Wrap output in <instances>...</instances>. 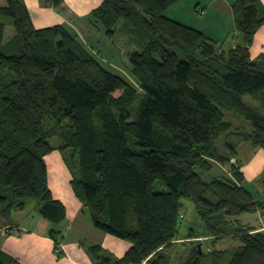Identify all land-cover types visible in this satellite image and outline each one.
<instances>
[{
	"label": "trees",
	"instance_id": "16d2710c",
	"mask_svg": "<svg viewBox=\"0 0 264 264\" xmlns=\"http://www.w3.org/2000/svg\"><path fill=\"white\" fill-rule=\"evenodd\" d=\"M180 1L105 0L89 15L110 40L123 31L136 37L132 82L67 26L37 29L23 0H0V228L36 202L62 255L67 209L54 198L45 160L58 151L94 226L131 244L122 258L89 246L94 264H172L178 244L190 247L184 264L230 256L229 264H264V198L244 187L229 142L235 121L227 120L249 121L252 130L237 135L264 149V55L251 54L264 5L234 4L241 43L226 50L166 15ZM216 165L229 176H213ZM186 201L202 225L179 238ZM225 238L241 245L214 249ZM0 264L20 263L0 252Z\"/></svg>",
	"mask_w": 264,
	"mask_h": 264
},
{
	"label": "crops",
	"instance_id": "0c3cea01",
	"mask_svg": "<svg viewBox=\"0 0 264 264\" xmlns=\"http://www.w3.org/2000/svg\"><path fill=\"white\" fill-rule=\"evenodd\" d=\"M27 6L33 24L37 29L64 25L74 31L80 39L97 51L101 34L90 27L88 17L105 0H64V4L55 8L51 0H23ZM238 0H181L166 12L169 18L193 27L216 40L226 50L241 43L237 30L233 6ZM264 5V0H261ZM100 52V51H99ZM252 58L264 55V26L257 33L251 48ZM255 148V147H254ZM255 158L243 167L245 182L250 172L258 165L264 166V149L255 148ZM261 160L256 163V159ZM49 171V185L56 200L67 209V226L62 242V255L56 252L57 245L49 236L51 226L43 221V229L38 224L17 226L14 223L0 228V252L10 256L20 264H94L87 253L89 246L99 245L115 258H122L131 248L125 240L97 229L88 211L77 200L71 187V173L59 152H53L46 158ZM224 168V167H223ZM244 182V183H245ZM90 216V217H89ZM260 218L247 217L248 220ZM42 226V225H41ZM189 234V233H188ZM185 236L184 238L188 237ZM220 244L215 246L219 249ZM190 247L186 246L185 254ZM146 264V263H144Z\"/></svg>",
	"mask_w": 264,
	"mask_h": 264
},
{
	"label": "rangeland",
	"instance_id": "374dc122",
	"mask_svg": "<svg viewBox=\"0 0 264 264\" xmlns=\"http://www.w3.org/2000/svg\"><path fill=\"white\" fill-rule=\"evenodd\" d=\"M1 3H4V0H1ZM124 22L122 21L120 26ZM13 34L12 27H8L7 32V38H10ZM98 38H100V43L97 48V51L95 54L98 56V58L101 60L103 65L108 68L109 70L125 77L126 79L133 81L132 76V67L129 62L128 55L136 49L137 41L135 40L136 37H130L125 31L116 34L115 38L113 40H110L107 36H105L103 33L100 35H97ZM220 46V45H219ZM222 46V45H221ZM100 51V52H99ZM245 100L247 102H250L251 104H255V102L252 100L251 96L245 97ZM235 121V125L233 131V135L230 136L229 142H233L237 144L238 146V158L233 160V163H237L238 161L241 163L242 166L249 164L253 159L255 158V153H257V150L251 145L247 144L243 141H241V138L237 135V129L240 131H251L252 126L249 121H247L245 118L233 114V116L227 117L228 121L231 120ZM238 127V128H237ZM222 141V139H221ZM219 141L218 148L221 152H224L222 149L224 147V142ZM262 150V148H258V151ZM58 152V151H55ZM261 160V157H258L256 159V163H258ZM244 164V165H243ZM229 167L223 168L220 165H216L212 175L216 177H222V176H229L228 173ZM161 186H159L160 188ZM244 187L248 189L257 200L264 198V166L258 165L257 168L250 172L249 177L247 178V181L244 183ZM13 216L11 218V223H14L17 226H31L33 227V224H38V226L43 229V218L41 217V214L39 213V209L37 208L36 202H29L26 209L21 211H13ZM184 218L181 220V229H180V235L179 238H184L187 236V234L191 231V229H197L199 230L201 228V220L199 218V215L192 203L189 201H186L185 203V209L183 211ZM90 217V216H89ZM47 221V220H45ZM48 222V221H47ZM49 223V222H48ZM42 225V226H41ZM51 226V224L49 223ZM220 244L219 249L221 251L225 250H231L234 248H237L241 245V243L238 240H235L233 238H225L223 240H220L218 242ZM188 247V246H187ZM215 249V248H214ZM186 246L183 244H178V247L175 249V251L172 253L173 262L172 264H184L186 261L188 254H185ZM204 250H207V247L204 248ZM232 257L230 256L225 260L223 264H229Z\"/></svg>",
	"mask_w": 264,
	"mask_h": 264
},
{
	"label": "built area",
	"instance_id": "2783aa9c",
	"mask_svg": "<svg viewBox=\"0 0 264 264\" xmlns=\"http://www.w3.org/2000/svg\"><path fill=\"white\" fill-rule=\"evenodd\" d=\"M182 217L184 218V215Z\"/></svg>",
	"mask_w": 264,
	"mask_h": 264
}]
</instances>
